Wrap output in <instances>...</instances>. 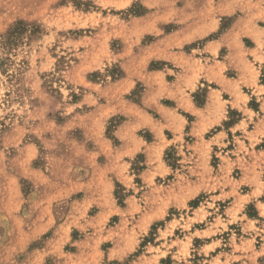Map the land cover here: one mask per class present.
I'll return each instance as SVG.
<instances>
[{
    "label": "rangeland",
    "instance_id": "1",
    "mask_svg": "<svg viewBox=\"0 0 264 264\" xmlns=\"http://www.w3.org/2000/svg\"><path fill=\"white\" fill-rule=\"evenodd\" d=\"M246 109L264 0H0V264H264Z\"/></svg>",
    "mask_w": 264,
    "mask_h": 264
},
{
    "label": "crops",
    "instance_id": "2",
    "mask_svg": "<svg viewBox=\"0 0 264 264\" xmlns=\"http://www.w3.org/2000/svg\"><path fill=\"white\" fill-rule=\"evenodd\" d=\"M236 52L238 55L240 54L239 51L233 50L229 52L228 58L231 59L235 57ZM236 79L239 80L240 76L239 78H235L234 80ZM232 83H234V81H232ZM232 83H225V84L230 86ZM235 92H236V89H234L232 93H235ZM245 105L246 103L244 101V103L239 104L238 107L235 104L233 107H236V108L241 107L242 109H244ZM205 110H207V108ZM247 112H249V109H246L244 111L243 118H241L238 122L233 124V126L230 127L228 131L226 132L218 131L217 133L213 134V136L208 139H205L202 136L201 140L194 142L193 147H197L196 144H198V147L201 146L203 150L207 153V155H210L215 150V148L221 149V146L225 145L227 139L229 138L230 132H234L235 134H237V137H235L236 138L235 139V151L238 154V157L231 158V161L233 162L232 166L227 164V166H223V167L228 168V166H231V168H236V167L239 168L240 175H241L240 180L244 181L246 184H250L251 186H253V184H255L256 179L258 178L260 174L258 168L264 169V149L261 148V149H256L254 152L251 151L252 145L258 144L261 141V139L264 138V115H260V117L255 120L254 122L255 124L253 126H250L251 122L249 120V117L246 116L248 114ZM199 123H201L200 125L201 127H205V123H207V120H204ZM222 123H223V120H219L213 125L208 126L204 134H206L211 129L217 126H220ZM260 133H262V135L259 136ZM250 137H253V138L256 137L257 139L254 142L247 141L250 139ZM243 161H246L247 163L243 164ZM241 164H243L242 167L240 166Z\"/></svg>",
    "mask_w": 264,
    "mask_h": 264
}]
</instances>
